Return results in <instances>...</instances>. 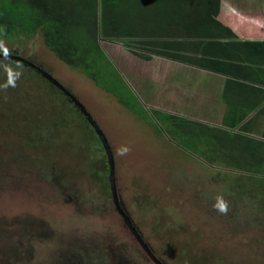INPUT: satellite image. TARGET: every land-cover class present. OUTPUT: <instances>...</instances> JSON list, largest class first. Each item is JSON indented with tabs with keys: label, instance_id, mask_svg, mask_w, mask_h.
<instances>
[{
	"label": "rangeland",
	"instance_id": "rangeland-1",
	"mask_svg": "<svg viewBox=\"0 0 264 264\" xmlns=\"http://www.w3.org/2000/svg\"><path fill=\"white\" fill-rule=\"evenodd\" d=\"M255 7L264 15V0ZM23 35L0 39V55L46 73L84 109L111 150L119 204L161 264H264V190L247 173L198 158L187 138L165 134L155 111L201 115L202 123L214 112L181 85L174 90L161 60L144 46L99 38L116 74L99 87L58 61L40 32ZM26 68L0 59V264H155L113 205L97 136L68 98ZM183 95L193 101L177 109Z\"/></svg>",
	"mask_w": 264,
	"mask_h": 264
},
{
	"label": "trees",
	"instance_id": "trees-1",
	"mask_svg": "<svg viewBox=\"0 0 264 264\" xmlns=\"http://www.w3.org/2000/svg\"><path fill=\"white\" fill-rule=\"evenodd\" d=\"M153 1L156 0H0V39L19 38L25 33L33 36L40 32L44 46L58 61L95 85L105 87L102 79H110L116 74L99 49L98 39L127 41L131 45L146 47L145 40H152L159 34L150 31L148 25L158 26L155 31H162L160 33L168 32L165 30L168 28L166 16L150 5ZM185 1L184 6L188 9L182 18L169 24H179L181 32L186 33L184 39H203L197 47L201 48L204 57L207 53L213 59L234 52L237 54L233 43L219 45L216 42V39L234 38L231 29L218 19L220 0H199L198 4L193 2L195 0ZM171 18L177 19V16ZM161 25L164 27L160 28ZM190 32L196 34L191 35ZM214 46H220L219 50ZM246 62L249 68L238 67L235 63H220L215 67L210 62L201 68L234 79L256 76L257 69L251 68L255 64L249 60ZM30 68L36 70L29 66L26 69ZM228 82L225 86V91L227 88L229 91L228 97L222 98L226 105L222 119L225 129L204 126L159 111H155L154 117L166 135L187 138L193 143L192 150L204 162L249 174L254 185L255 181L259 183L256 190L261 194L264 190V132L260 133L259 122L264 119V108H260L264 104V92L258 93L254 87L245 91L242 85L232 86L233 82ZM46 85L52 86L50 82ZM259 85L264 87V79L263 82L259 80ZM259 133L262 140L255 137ZM262 209L264 211V206ZM255 215L249 221L257 218ZM74 264H86V261Z\"/></svg>",
	"mask_w": 264,
	"mask_h": 264
},
{
	"label": "crops",
	"instance_id": "crops-1",
	"mask_svg": "<svg viewBox=\"0 0 264 264\" xmlns=\"http://www.w3.org/2000/svg\"><path fill=\"white\" fill-rule=\"evenodd\" d=\"M159 1L163 0L153 1L150 5H153L154 9L159 13L162 14L164 12L166 22H168V28L165 30H168V32L164 31L163 33H160L162 31H155L158 30V26L155 27L148 25L147 28H150V31L158 32L159 34H156L158 36L152 40H145L147 45L146 51L149 52V54L154 55V57L157 58L156 60H161L164 64L163 66L169 69L168 74H170V77L168 81L174 90L177 89V84L179 87L181 85L182 88L186 90L185 94L192 92V98H194L195 103H199V108L201 107V104L204 103L207 110L214 112L213 114L206 113L207 121L204 120V123L201 121V115H197V118H199L198 121L187 119L188 117L184 115L177 117L204 126L225 129L222 127V119L225 114L226 105L222 98L223 96L228 97L229 91L228 88L225 91V86L229 80L233 82L232 86L242 85L245 91L254 87V89L258 90V93L264 92V87L259 85V80L263 82L264 79V73L259 71H264V15L261 12L262 15H260L259 8H254L255 5L259 4L260 0H245L246 2L244 3L241 2L244 0H220L218 19L226 27L231 29L234 38L222 40L216 39V42L219 45L233 43V49L237 51V54L234 52L229 55L217 56V58L214 59L209 53L205 55V58L201 53V48L197 47V44L203 39H184L183 37L186 33L181 32L179 24H176V26L169 24V22H179L182 18L183 13L188 9L184 6L186 1L177 0V3H175V0H164L163 3ZM198 1L199 0H195L193 2L198 4ZM243 6L244 9H241ZM166 12L167 14H171L167 16ZM175 15L177 16V19L171 18ZM163 27L164 25H161L160 28ZM190 34L194 35L196 32H190ZM223 35L224 34L222 33L221 36ZM219 48L220 46H217V48L214 46L215 50H219ZM247 60L252 64H255L251 65V68L257 69L256 76L251 77V75L248 78L234 79L201 68L204 64H207V62H210L211 65L215 67L220 63H235L238 64V67L242 66L249 68L250 65L246 62ZM260 77L262 79H260ZM201 87L202 89L204 88V90L201 91L202 96L195 95V93L200 91L198 89ZM184 95L181 96V101L178 100L179 104L176 106L177 109L180 107L184 108V105H186L184 104L185 102H188L189 100L193 101V99L183 100ZM260 108H264V104L261 105ZM165 114L173 115V113L168 112ZM253 115L254 114H252L251 117ZM189 117L192 118L191 116ZM261 121L262 120H260L259 123H261Z\"/></svg>",
	"mask_w": 264,
	"mask_h": 264
},
{
	"label": "water",
	"instance_id": "water-1",
	"mask_svg": "<svg viewBox=\"0 0 264 264\" xmlns=\"http://www.w3.org/2000/svg\"><path fill=\"white\" fill-rule=\"evenodd\" d=\"M0 59H8V60H15L18 61L20 63H24L25 65L35 68L40 74L41 76L46 80V82H50V84L56 88L57 90H59L66 98H68L74 106H76L78 108V110L80 111L81 115L85 118L87 124L89 125V127L93 130V132L95 133V135L97 136L103 151L105 153V157L106 159H108V163L110 166V184H111V194H112V202L113 205L117 211V213H119L125 224L127 225V227L129 228V230L131 231L132 235L134 236L135 240L137 241V243H139L140 247L143 249L144 252H146V254L148 255V257L155 263V264H161L160 261L152 254V252L150 251V249L147 247V245L142 241L139 233L135 230V228L132 226L130 219L124 214L120 204H119V200H118V194H117V190H116V186H115V180H114V163H113V157H112V153L110 148H108L106 141L104 140L102 134L98 131L97 127L95 126V124L93 123V121L89 118V116L85 113L84 109L81 108L80 105H78L77 102H75L68 94L66 91H64L55 81H53L52 78H50L48 75H46V73H43L42 71H40L39 69H37L36 67H34L33 65L23 61L20 58H13V57H7L4 55H0Z\"/></svg>",
	"mask_w": 264,
	"mask_h": 264
},
{
	"label": "clouds",
	"instance_id": "clouds-1",
	"mask_svg": "<svg viewBox=\"0 0 264 264\" xmlns=\"http://www.w3.org/2000/svg\"><path fill=\"white\" fill-rule=\"evenodd\" d=\"M216 207L219 212H221L222 214H226L227 204L225 202L221 200Z\"/></svg>",
	"mask_w": 264,
	"mask_h": 264
}]
</instances>
